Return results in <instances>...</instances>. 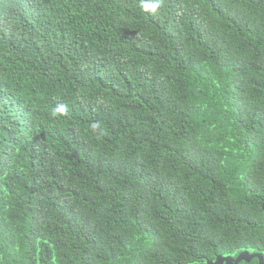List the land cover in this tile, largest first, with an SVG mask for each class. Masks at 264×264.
I'll return each instance as SVG.
<instances>
[{
  "label": "trees",
  "instance_id": "trees-1",
  "mask_svg": "<svg viewBox=\"0 0 264 264\" xmlns=\"http://www.w3.org/2000/svg\"><path fill=\"white\" fill-rule=\"evenodd\" d=\"M245 250L264 256V0H0V264Z\"/></svg>",
  "mask_w": 264,
  "mask_h": 264
},
{
  "label": "water",
  "instance_id": "water-1",
  "mask_svg": "<svg viewBox=\"0 0 264 264\" xmlns=\"http://www.w3.org/2000/svg\"><path fill=\"white\" fill-rule=\"evenodd\" d=\"M257 257L262 264L261 254H249L247 251L241 252L236 258L230 256H217L214 261H208L207 264H238L241 260L249 261L252 258Z\"/></svg>",
  "mask_w": 264,
  "mask_h": 264
},
{
  "label": "flooded vegetation",
  "instance_id": "flooded-vegetation-1",
  "mask_svg": "<svg viewBox=\"0 0 264 264\" xmlns=\"http://www.w3.org/2000/svg\"><path fill=\"white\" fill-rule=\"evenodd\" d=\"M246 251V250H245ZM241 252H244V251H240L238 254H240ZM248 252V251H247ZM249 254H261V253H257V252H248ZM238 254L236 255V256H234L233 258H236L237 256H238ZM262 255V254H261ZM255 260L256 261V264H260V261H259V259L257 258V257H254V258H252L251 260H249V261H244V260H241L238 264H241L242 262H247V263H249V262H252V260ZM262 259H263V261H262V264H264V256L262 255Z\"/></svg>",
  "mask_w": 264,
  "mask_h": 264
}]
</instances>
